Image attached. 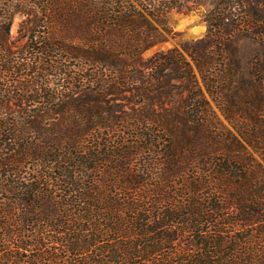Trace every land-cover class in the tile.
<instances>
[{"label":"trees","instance_id":"obj_1","mask_svg":"<svg viewBox=\"0 0 264 264\" xmlns=\"http://www.w3.org/2000/svg\"><path fill=\"white\" fill-rule=\"evenodd\" d=\"M0 264H264V0H0Z\"/></svg>","mask_w":264,"mask_h":264},{"label":"rangeland","instance_id":"obj_2","mask_svg":"<svg viewBox=\"0 0 264 264\" xmlns=\"http://www.w3.org/2000/svg\"><path fill=\"white\" fill-rule=\"evenodd\" d=\"M203 16V6L187 12L177 11L175 9L171 10L168 13L166 19V25L169 31H163L165 39L146 48L142 55L146 57L156 50H167L171 47L180 48L181 44L185 42H191L202 37L206 31V23L203 20ZM22 18V15L15 16L11 26L12 37H20L19 34H21V32L19 31V26ZM152 22L161 29V26L158 24V22L155 20H152ZM238 48L240 60L242 64H246L253 53L258 49V44L257 42H254L250 39H242L238 43ZM208 100L220 121L226 127L233 129L231 123L220 111L215 101L209 97Z\"/></svg>","mask_w":264,"mask_h":264}]
</instances>
